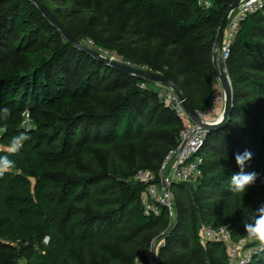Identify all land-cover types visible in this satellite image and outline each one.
Returning <instances> with one entry per match:
<instances>
[{
    "label": "trees",
    "instance_id": "trees-1",
    "mask_svg": "<svg viewBox=\"0 0 264 264\" xmlns=\"http://www.w3.org/2000/svg\"><path fill=\"white\" fill-rule=\"evenodd\" d=\"M83 44L116 52L171 80L199 112L214 106L217 32L235 0H38ZM233 87L227 123L209 130L203 177L174 187L175 219L145 214L146 184L178 145L184 126L157 84L75 47L33 0H0V264H135L165 232L159 264H234L203 226H227L257 249L245 225L264 204V8L250 13L225 61ZM145 83L146 87L140 84ZM28 113L32 128L22 126ZM28 136L9 151L13 137ZM253 157L246 193L230 190L234 156Z\"/></svg>",
    "mask_w": 264,
    "mask_h": 264
},
{
    "label": "built area",
    "instance_id": "built-area-1",
    "mask_svg": "<svg viewBox=\"0 0 264 264\" xmlns=\"http://www.w3.org/2000/svg\"><path fill=\"white\" fill-rule=\"evenodd\" d=\"M198 4L201 7L210 8L212 1L199 0ZM263 8L264 0H242L239 6L230 13L220 46V55L224 62L230 55L231 46L238 34L241 21L248 14ZM88 46L94 48L106 58L134 66L130 61L123 59L116 52L94 46L92 41L88 42ZM138 68L148 70L146 66ZM155 83L158 86L157 93L159 99L166 107L177 114L184 126L180 132L178 145L166 154L158 173L141 169L136 172L134 179L146 184V189L141 193V200L145 206V214L160 216L164 208L167 210L170 220H173L177 216L174 187L182 183H195L204 175V157L200 155V151L205 144L209 130L200 126L190 117L172 88L160 82ZM140 85L143 88L146 87L145 83ZM214 96V106L212 109L207 112H199L204 122L213 123L220 120L219 113L221 112H217L220 100L215 91ZM27 122V118L23 119L22 126H25ZM1 129L2 132L5 130L2 127ZM165 235L166 233L162 232L160 237L152 242L151 247L146 253V257L144 259L140 257L136 258L135 264H159L158 251L161 246L166 244ZM201 236L204 241L221 242L226 245L229 259L234 264H247L257 252V249L247 248V241L245 239L235 241L231 230L227 226L219 228L203 226Z\"/></svg>",
    "mask_w": 264,
    "mask_h": 264
},
{
    "label": "water",
    "instance_id": "water-1",
    "mask_svg": "<svg viewBox=\"0 0 264 264\" xmlns=\"http://www.w3.org/2000/svg\"><path fill=\"white\" fill-rule=\"evenodd\" d=\"M37 3V5L45 12V14L47 16H49V18L56 24V26L61 30V32L64 34V36L70 41L72 42L76 48L85 51L89 54H91L92 56H94L95 58H97L98 60H100L101 62H103L104 64L111 66L113 68H116L120 71H123L127 74H131L137 77H141L143 79H146L147 81L150 82H160L165 84L166 86L172 88L175 93L177 94V96L179 97V99L181 100L184 108L186 109V111L188 112V114L190 115V117L196 122L198 123L200 126L208 129V130H213V129H218L223 127L228 119L230 118V115L232 113V108H233V87H232V82L230 79V76L228 74V71L226 70L225 67V62L222 60L221 55H220V46L223 40V36H224V31L225 28L227 26L228 23V19H229V15L230 13L236 9V7L239 6V4L241 3L242 0H235L226 10V12L224 13V16L221 20L218 32H217V36H216V41H215V46H214V51H213V61H214V65L218 74V78L221 82V85L225 91V106H224V110L222 113V117L219 121L213 122V123H208V122H204L199 114V111L196 110L195 108H193V106L188 102V100L185 98V96L183 95V93L181 92V90L168 78H166L165 76L150 71V70H144L142 68H138V67H134V66H130V65H126L122 62L119 61H115V60H111L109 58H106L104 56H102L97 50H95L94 48L83 44L80 40H78L59 20L58 18L53 14V12L47 8L46 6H44L42 3H40L38 0H33Z\"/></svg>",
    "mask_w": 264,
    "mask_h": 264
},
{
    "label": "clouds",
    "instance_id": "clouds-1",
    "mask_svg": "<svg viewBox=\"0 0 264 264\" xmlns=\"http://www.w3.org/2000/svg\"><path fill=\"white\" fill-rule=\"evenodd\" d=\"M4 117L9 113L8 108L0 109ZM30 127V126H29ZM28 139V136L21 133L11 140L10 152H17L23 142ZM253 154L249 150H244L241 153H236L234 156L235 165L239 169L231 176L229 188L234 193H246L248 189L254 185L258 178V173L245 171L249 167ZM14 166V162L7 157H0V176L9 171ZM257 215L253 221L245 225L246 231L251 239L258 240L264 245V204L257 208Z\"/></svg>",
    "mask_w": 264,
    "mask_h": 264
},
{
    "label": "rangeland",
    "instance_id": "rangeland-1",
    "mask_svg": "<svg viewBox=\"0 0 264 264\" xmlns=\"http://www.w3.org/2000/svg\"><path fill=\"white\" fill-rule=\"evenodd\" d=\"M214 89H215L216 95L219 97V100H220L219 101L220 105L218 107V111L217 112H223L224 106H225V91L222 89L221 82H220L218 77H217L216 83L214 85ZM214 98H215V96H213V99ZM212 116L216 117L215 115H212ZM221 117H222V115H221ZM25 118L28 119V122L25 124L24 127L27 128V129L32 128L33 122H32V119H31V117H30V115L28 113H26V115L24 116V119ZM1 135H2V129L0 127V139H1ZM3 146L4 145H2L1 141H0V150L4 148Z\"/></svg>",
    "mask_w": 264,
    "mask_h": 264
},
{
    "label": "bare ground",
    "instance_id": "bare-ground-1",
    "mask_svg": "<svg viewBox=\"0 0 264 264\" xmlns=\"http://www.w3.org/2000/svg\"><path fill=\"white\" fill-rule=\"evenodd\" d=\"M219 114H220V119H221L222 112H221V113H219Z\"/></svg>",
    "mask_w": 264,
    "mask_h": 264
},
{
    "label": "crops",
    "instance_id": "crops-1",
    "mask_svg": "<svg viewBox=\"0 0 264 264\" xmlns=\"http://www.w3.org/2000/svg\"><path fill=\"white\" fill-rule=\"evenodd\" d=\"M222 86V85H221ZM222 89H223V87H222ZM224 90V89H223Z\"/></svg>",
    "mask_w": 264,
    "mask_h": 264
}]
</instances>
